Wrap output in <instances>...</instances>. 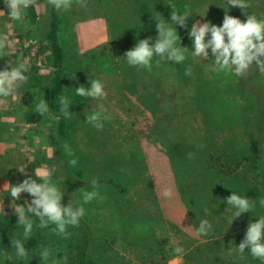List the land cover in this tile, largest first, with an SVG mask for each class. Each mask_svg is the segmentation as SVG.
<instances>
[{
    "label": "rangeland",
    "instance_id": "1",
    "mask_svg": "<svg viewBox=\"0 0 264 264\" xmlns=\"http://www.w3.org/2000/svg\"><path fill=\"white\" fill-rule=\"evenodd\" d=\"M144 1L148 0H85L86 6L73 3L69 10L59 11L64 92L73 114L65 137L74 152L70 157L63 154L58 120L48 101L53 68L45 41L49 4L37 0L25 10L21 22L10 18L5 0H0V35L11 42L0 53V70L19 63L28 66L24 73L27 82L13 95L0 97V224L12 223L7 241L0 243V264H19L21 259L4 258L5 252L14 254L11 240L17 238L28 251L26 264H52V260L64 264L65 255L67 264H78L87 251L97 264H206L208 258L220 264L229 260L233 264L254 263L253 258L248 260L250 249L245 250L243 259L227 257L225 249L230 244L238 247L249 222L264 216V207L259 204L264 199V180L256 187L246 183L248 179L234 185V192L255 200V208L230 225L225 198L233 192L228 183L234 184V174L227 183L214 179L211 158L238 163L258 156L257 99L264 94V80L251 78L254 66L246 77L216 71L210 49L205 61L192 56L188 35L192 24L199 21L222 26L227 10L223 0L182 1L177 11L184 12L187 5L192 12L186 28L175 25L180 46L189 49L182 64L164 60L157 67V57L151 72L128 65L126 51L142 39L155 42L143 28L135 29L140 25L138 15ZM152 30L158 34L155 27ZM189 66L192 76L185 75ZM94 79L104 83L106 99L76 95L77 87L90 88L89 81ZM243 80L247 83L240 91ZM41 99L50 111L33 121L31 115ZM101 105L109 119L98 131L85 121L87 114L99 111ZM189 153L193 154L191 159ZM73 158L77 159L75 166L69 164ZM36 168L50 171L52 182L64 191L65 206L71 200L82 202L79 190L91 191V178L99 181L104 199L83 205L86 214L78 227L69 226L67 239L58 236L52 225L39 228L35 217L30 239L23 238V228L17 225L12 207L30 202L32 197L22 193L13 201L10 188L29 176L41 183L34 175ZM245 170L242 166L235 176L242 177ZM109 179L120 184L124 192L109 186ZM78 182L85 183L84 187ZM165 190L170 191L169 197L163 195ZM123 219L136 221L126 226ZM201 219L212 224V232L197 237L195 229ZM154 246L163 249L156 257ZM176 247L183 248V253L177 254ZM44 248L52 252L47 262L39 255Z\"/></svg>",
    "mask_w": 264,
    "mask_h": 264
},
{
    "label": "clouds",
    "instance_id": "2",
    "mask_svg": "<svg viewBox=\"0 0 264 264\" xmlns=\"http://www.w3.org/2000/svg\"><path fill=\"white\" fill-rule=\"evenodd\" d=\"M228 5L238 7L245 11L250 5L246 0H227ZM37 0H5L8 15L16 21H23L25 10L34 6ZM47 3L52 5L57 11L69 10L73 3L81 6H86L85 0H47ZM172 8L171 22L166 21L160 13L153 16L156 23L158 36L153 43L151 38L139 40L138 43L130 50L124 53V58L128 65L138 69H146L151 72L153 61L158 67L164 60L182 64L186 59V53L189 51L187 47H181V38L178 35L175 25L187 27V19L192 15L185 5L184 12H178L176 5L168 4ZM3 12V11H0ZM245 13H247L245 11ZM192 39V56L202 58L204 61L209 58V49L214 57L213 65L216 71L224 73H233L237 77H246L249 70L255 65L261 75H264V17L256 15H248L246 21H242L237 17L228 14L227 10L223 17L222 26H216L211 22L200 23L194 22L188 32ZM11 46V42L6 36L0 35V53ZM6 54V53H5ZM28 71L26 63H19L16 67L5 68L0 70V97H9L17 91V89L27 82V77L24 73ZM193 70L189 66L185 69L186 76H192ZM90 88L84 86L77 87L75 93L77 96L91 98L92 100H104L107 98L104 83L99 79L90 80ZM60 112L65 118L70 119L72 113L69 111L71 101L67 96L59 97ZM35 113L40 116H46L50 108L45 99L39 100L35 104ZM104 113L101 105L99 111H93L92 114H87L86 123L92 125L96 130L102 131L104 121L109 117ZM51 127V124L48 125ZM63 152L68 156H74V152L67 143L62 146ZM193 157L192 153L188 154V158ZM71 166L77 164V159L69 160ZM35 177H38L42 182L38 183L31 176L24 179L18 185H12L10 195L13 201L19 200L22 193H28L31 201H24L23 205L15 204L13 208L14 214L18 217L17 225L23 228V238L30 239L33 232V217L38 220L39 228L52 229L58 236L67 239L71 233L67 230L69 226L78 227L80 220L86 214V209L83 205L88 204L96 199H104L99 192V181L93 177L89 181L91 191L80 189L82 193V202H74L71 200L67 206L62 203L64 191L51 180V173L42 168H36ZM8 185V184H6ZM5 185V186H6ZM165 197L171 195L169 190L163 192ZM228 207L225 212H230L227 217L228 223L232 225L233 221L243 213L253 212L255 208V200H251L246 196H241L236 192L225 198ZM261 207H264V199L259 200ZM207 213L208 209L205 208ZM31 214V216L29 215ZM212 232V224L207 219H201L199 226L195 229V235L208 236ZM14 254L5 252V260L12 261L14 259H27L28 251L21 239L11 240ZM246 249H250V255L254 259H258L264 264V216L258 218L256 222H249L244 239L237 246L230 244L225 249L227 257L244 258ZM183 248L176 247L177 254L183 253ZM42 261H49L52 252L48 248L42 249L40 252ZM67 255L63 257L64 264H67ZM52 264H60L59 261L52 260Z\"/></svg>",
    "mask_w": 264,
    "mask_h": 264
},
{
    "label": "trees",
    "instance_id": "3",
    "mask_svg": "<svg viewBox=\"0 0 264 264\" xmlns=\"http://www.w3.org/2000/svg\"><path fill=\"white\" fill-rule=\"evenodd\" d=\"M47 1V0H46ZM182 1L186 0H148L141 2L142 9H140L139 18L138 21L140 22V25L135 29H142L146 33L149 32V35L154 36L153 39L155 41V38L158 36V34L153 31V27L156 28V21H153V16L157 15V12L162 15V17L168 21V17L171 21V15L169 14V11L172 10L170 7L169 9V3H173L176 5V10L179 8L181 9V3ZM225 2V5L227 7V12L229 15L239 18L242 21H246L247 16L251 15V12L253 13H259L261 16L264 17V0H246V2L250 5V7L246 8L245 13L244 10L238 8V7H232L228 5L227 0H223ZM158 5V6H157ZM169 14V16H168ZM48 30H47V36H46V42L49 43L52 62H53V68L52 72L49 75V81H50V87L48 89V101L51 106V110L54 114V116L58 120L57 124V134L60 137L62 141L61 147L66 144L65 137L67 134V122L68 118H65L63 114L60 112V104H59V97L65 96L64 92V84H63V64H64V53L62 49V45L60 42V12L53 8L52 5L49 4L48 8ZM169 22V21H168ZM177 29V28H176ZM148 36V34H147ZM144 37V36H143ZM129 40L132 42L131 37L129 36ZM254 66V74L251 78H260L264 80V75H261L258 70ZM247 83V80H243L241 84H239V90L243 91L245 84ZM258 105L260 107V111L257 113L256 118V127H257V136H256V143H255V150H258V156L257 157H251V159H245L244 161H240L238 163H235V161H229L227 159H223L221 157L217 158H211L212 164L211 168L213 169L212 176L214 179H217L222 182L228 181L231 177V175L234 174V176L231 177L232 182L234 184L228 183V190L229 191H235V186L238 184L239 181L246 180L248 181L246 183H249L251 186L256 187L257 184H260L264 180V94L258 97L257 99ZM40 115L37 113L31 115V120L37 121L39 119ZM63 151V148H62ZM64 155H66L65 152H63ZM246 168L245 174L242 177L235 176L237 171L241 167ZM250 175L251 179L248 178L247 175ZM71 182V181H69ZM229 182V181H228ZM106 183L111 186L115 191L118 193H123L124 188L118 184L115 180L109 179L106 181ZM78 185L80 188H83L85 183H79ZM245 192H247L249 189L244 188ZM228 191V192H229ZM242 193V192H241ZM245 194V193H242ZM129 217V216H128ZM125 219H128L125 217ZM123 219V223L126 224V226H130L133 224V222L136 221V219H131V221H127ZM238 221L240 219H237ZM237 221V222H238ZM130 222V224H128ZM12 229V223H1L0 224V243H4L7 241V234ZM2 243V244H3ZM156 247V254L153 255V257H156L157 254H160L163 252L162 247L154 246ZM253 257H249L248 260H252ZM254 259V258H253ZM255 264V259L252 260ZM19 264H26L25 259H21L19 261ZM78 264H97L91 254L90 251H87L83 253L78 261ZM206 264H220V262L217 259H211L208 258L206 261ZM223 264H233L232 260L225 261Z\"/></svg>",
    "mask_w": 264,
    "mask_h": 264
}]
</instances>
